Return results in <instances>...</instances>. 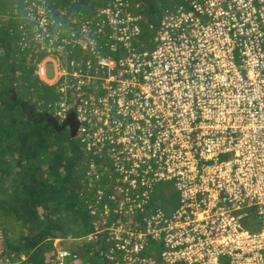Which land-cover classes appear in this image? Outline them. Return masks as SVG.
<instances>
[{
  "label": "built area",
  "instance_id": "built-area-1",
  "mask_svg": "<svg viewBox=\"0 0 264 264\" xmlns=\"http://www.w3.org/2000/svg\"><path fill=\"white\" fill-rule=\"evenodd\" d=\"M65 1L19 0L10 34L53 115L75 110L76 238L104 264H264V0H172L148 40L134 0ZM55 239L52 264H77Z\"/></svg>",
  "mask_w": 264,
  "mask_h": 264
},
{
  "label": "trees",
  "instance_id": "trees-1",
  "mask_svg": "<svg viewBox=\"0 0 264 264\" xmlns=\"http://www.w3.org/2000/svg\"><path fill=\"white\" fill-rule=\"evenodd\" d=\"M6 1L0 0V8L6 6ZM62 2L64 6L66 1ZM135 2L139 3L141 38L148 40L151 35L148 28L151 24L158 23L160 10L148 11L145 0ZM12 8L9 7V10ZM4 34L5 31H0V44L1 40L5 43L7 41ZM2 62L0 216L10 217L20 229L17 239L5 241V249L15 260H19L21 254L24 255V259L16 264H52V256L47 259L45 250L52 245L54 238H76L90 230V218L78 190L80 180L76 168L80 161V150L76 138H62L56 131L55 135L49 136L48 128L43 127L33 114L26 117L23 107L35 108V104L19 97L17 91L13 90V62L7 59ZM25 80L43 100L51 96L50 87L33 80L31 76L29 80L26 75L22 77V81ZM27 90L30 92L29 88ZM71 147L74 154L70 150ZM152 198L167 212L176 207V195L170 182L157 184ZM251 215L249 213L245 218L249 228H252ZM3 228L8 238L9 228ZM81 248L86 261L81 262L79 257V264H104L99 258V247L96 244Z\"/></svg>",
  "mask_w": 264,
  "mask_h": 264
},
{
  "label": "rangeland",
  "instance_id": "rangeland-1",
  "mask_svg": "<svg viewBox=\"0 0 264 264\" xmlns=\"http://www.w3.org/2000/svg\"><path fill=\"white\" fill-rule=\"evenodd\" d=\"M11 3H12V5H14L15 3H19V0H18V2L16 0H7L6 1L5 9L4 8H0V31L1 32H3V30H5V27L7 28V30H9V28H11L12 26H14V19L11 18V16H10V14H12L11 13L12 10H9V7H13L11 5ZM18 5L19 4H17V6ZM8 16H10V18H7ZM205 29L207 30V28H205ZM14 37H15V35L9 34L6 37V39H7L6 43L1 40L2 43L0 44V64L4 63L2 61L6 60V59L9 62L10 61L13 62V64H14V62H16V64H18V65L20 63L19 58H22L27 64L31 61V59H29V62H27L26 60L30 57L31 54H34V53H31L30 55H28V57L27 56L24 57L22 54L17 55L18 52H17V50L15 48V44L13 43ZM3 43H4V45H3ZM13 67H15V65H13ZM14 76H15V81L12 82V86H13L12 88H14L13 90H16L17 91V93L19 94L18 95L19 97L29 99L30 102H32V103L35 104V106H36L37 109L49 111V109L52 108V107H49V106L47 108V105H48L49 101L54 102L55 100H57L56 97L55 98H52L51 96H48L47 97V100H43L42 97H40L37 94V92L31 86H29L27 83H25L26 80L24 82L21 79H19L18 78L19 76H18V74L16 72H14ZM2 77L4 78V76H2ZM45 77L48 80H51L54 77V74H53V65H52L51 62H47L45 64ZM28 88L31 89L32 92L31 91L28 92V90H27ZM51 90L54 93H57L56 92L55 85H52V89ZM69 104L70 105L72 104V101L71 100L69 101ZM58 133H59V135L62 138H68V129L67 128L65 130L61 131V132H58ZM70 150H71V152L73 154L75 153L72 147L70 148ZM0 226L2 227L3 230H4V228H3L4 226H6V227L9 228V233L10 234L8 233L9 234V237L8 238L5 236V233H4L5 241L7 239L8 240H10V239H17V235L19 234L20 229L16 225H14V223L11 221L10 217L2 218L0 216ZM86 245H90V243H86ZM47 259H50V258L47 257Z\"/></svg>",
  "mask_w": 264,
  "mask_h": 264
},
{
  "label": "flooded vegetation",
  "instance_id": "flooded-vegetation-1",
  "mask_svg": "<svg viewBox=\"0 0 264 264\" xmlns=\"http://www.w3.org/2000/svg\"><path fill=\"white\" fill-rule=\"evenodd\" d=\"M165 1L166 0H145V3L147 4V10L148 11L149 10H152V11H154V10H160L158 15L161 16V14L164 12V9H166L167 6H168L169 0L166 2V4H164ZM171 1L172 0H170V2ZM176 1L183 2V0H176ZM134 2H135V0H134ZM136 4L137 5L135 6L134 9H135V12H137L139 14V12H138V10H139V3L137 2ZM139 16H140V14H139ZM140 19H141V16H140ZM35 108H36V106H35ZM35 108L32 107V106H30V107L29 106H26V108L23 107V110L25 112L26 117H28V116H30V115L33 114L34 117L40 123L43 124V127L48 128L49 136L50 135L53 136V134L55 135L54 131L61 132V131L65 130L67 128L68 129V137L71 138L70 137V133H69V127H68V125H65L64 127H62V122L66 119L68 112L70 110H72V108H73V105L72 104H71L69 110L65 112V114H66L65 116L66 117L64 119H61L59 116L53 115V112H52L51 109H49V111H47V110L45 111V110H40V109H36L35 110ZM78 188H79V185H78Z\"/></svg>",
  "mask_w": 264,
  "mask_h": 264
},
{
  "label": "crops",
  "instance_id": "crops-1",
  "mask_svg": "<svg viewBox=\"0 0 264 264\" xmlns=\"http://www.w3.org/2000/svg\"><path fill=\"white\" fill-rule=\"evenodd\" d=\"M2 8H4L5 9V7H2ZM3 31H5V34H4V38L6 39V37H7V35H9L10 34V28H9V30H7V28L5 27V30H3ZM7 40V39H6ZM19 60H20V63H19V65L18 64H13V65H15V67H13L14 69H15V72L18 74V78L19 79H21L22 80V77H24L25 75L27 76V78H28V80H29V77L31 76V78H33V80H35V78H34V76H33V74H32V71H31V69H32V64H30V63H28V64H26V62L22 59V58H19ZM23 60V61H22ZM30 74V75H29ZM16 76V75H15ZM15 76H14V78H15ZM15 81V80H14ZM25 83H27V82H25ZM29 91H31L32 92V90L31 89H29ZM24 99H27V98H24ZM29 100V99H28ZM79 237V236H78ZM58 238H60V237H58ZM62 238H65V240L66 241H63L62 242V245H70V244H74L75 246H76V249H75V251L79 254V257L81 258V262H84V261H86V257H85V255H84V252H83V250H82V248H81V246H86V245H82L84 242L83 241H80L78 238H72V237H62ZM56 239L54 238L53 240H52V245H50V246H48L47 248H46V250H45V256H48V257H50L51 256V254L53 253V251H54V248H55V245H56V241H55ZM83 242V243H82ZM85 244V243H84ZM23 257H24V255H23ZM24 259V258H23ZM23 259H21V260H23ZM20 261V260H19ZM14 264H16V263H14ZM77 264H79V262H77Z\"/></svg>",
  "mask_w": 264,
  "mask_h": 264
},
{
  "label": "water",
  "instance_id": "water-1",
  "mask_svg": "<svg viewBox=\"0 0 264 264\" xmlns=\"http://www.w3.org/2000/svg\"><path fill=\"white\" fill-rule=\"evenodd\" d=\"M65 125H68L69 127L70 137L74 138L76 136V128L78 125L74 108L68 112L66 119L62 122V127H64ZM65 247L71 248L73 250L76 249V246L74 244H70V245L68 244L65 245Z\"/></svg>",
  "mask_w": 264,
  "mask_h": 264
}]
</instances>
